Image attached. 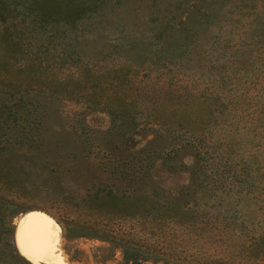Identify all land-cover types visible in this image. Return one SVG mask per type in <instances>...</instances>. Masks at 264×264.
Returning <instances> with one entry per match:
<instances>
[{"label": "rangeland", "instance_id": "1", "mask_svg": "<svg viewBox=\"0 0 264 264\" xmlns=\"http://www.w3.org/2000/svg\"><path fill=\"white\" fill-rule=\"evenodd\" d=\"M196 1L111 3L48 42L7 0L0 264H33L15 240L32 210L58 225L49 264H264V0H230L228 50L205 35L188 61L157 60L149 15L177 26Z\"/></svg>", "mask_w": 264, "mask_h": 264}, {"label": "trees", "instance_id": "2", "mask_svg": "<svg viewBox=\"0 0 264 264\" xmlns=\"http://www.w3.org/2000/svg\"><path fill=\"white\" fill-rule=\"evenodd\" d=\"M114 1V2H113ZM12 0L15 8L19 9L22 13L21 27H27L33 25L34 28L39 29L42 34L43 40L48 42L53 41L58 37V34L63 31V24L68 23L75 29H83L88 25V22L84 21V16L88 19H95L100 11L101 16L105 14L106 8H109L111 3H121L124 0ZM181 2L169 3V6L174 8L181 7ZM230 4V0H197L192 3L191 6H186L184 19L179 18L177 26H173V23L177 17L172 16L167 22H159V25H153L156 21V15L151 12L150 19L147 22L151 26L154 37L151 40V44L157 43L162 40L164 44L161 46L162 50L156 54V59H169V60H184L191 59V55L194 54L196 49L200 47V40L205 39V35L210 36L209 42L212 45H216L220 51H226V42H219V33L224 25H227L231 19L230 11H227V6ZM159 9V8H155ZM157 11V10H156ZM12 12L9 11V5L7 0H0V20L5 18L4 15ZM158 12V11H157ZM28 18V22L26 21ZM84 19V20H83ZM165 19V18H164ZM260 14H256L250 23L254 24L255 35H257L256 41L259 39L260 34H264L263 25L260 22ZM83 23V27H79V22ZM62 23V24H61ZM62 25V26H60ZM23 30V29H22ZM22 33V31H20ZM169 32V34L164 35ZM7 39H12L11 34L6 35ZM13 41V39H12ZM199 42V44H198ZM44 41H41L43 44ZM144 40L138 39L132 43L130 47L137 48L140 45H144ZM15 45V44H14ZM128 45V44H127ZM129 48V45H128ZM236 52V50H233ZM243 53V52H241ZM223 68V67H222ZM224 72H219V75L224 76ZM16 111L8 109L7 117L15 118ZM1 117V116H0ZM4 124L3 120H0V130ZM10 231V229H8ZM11 242V241H10ZM139 252L135 248L127 249L124 257L127 262H136L140 256ZM11 264H19V262H12Z\"/></svg>", "mask_w": 264, "mask_h": 264}, {"label": "water", "instance_id": "3", "mask_svg": "<svg viewBox=\"0 0 264 264\" xmlns=\"http://www.w3.org/2000/svg\"><path fill=\"white\" fill-rule=\"evenodd\" d=\"M27 218V224L23 222ZM58 225L45 212L32 210L21 219L15 234L21 256L33 264L56 263L53 249L57 240Z\"/></svg>", "mask_w": 264, "mask_h": 264}, {"label": "snow or ice", "instance_id": "4", "mask_svg": "<svg viewBox=\"0 0 264 264\" xmlns=\"http://www.w3.org/2000/svg\"><path fill=\"white\" fill-rule=\"evenodd\" d=\"M27 222H28V221H27V218H26V220H25L23 223H24V224H27Z\"/></svg>", "mask_w": 264, "mask_h": 264}, {"label": "bare ground", "instance_id": "5", "mask_svg": "<svg viewBox=\"0 0 264 264\" xmlns=\"http://www.w3.org/2000/svg\"><path fill=\"white\" fill-rule=\"evenodd\" d=\"M20 218H21V217H20ZM18 223H19V222H18ZM58 230H59V229H58ZM58 230H57V231H58ZM56 242H57V241H56ZM56 244H57V243H56Z\"/></svg>", "mask_w": 264, "mask_h": 264}]
</instances>
